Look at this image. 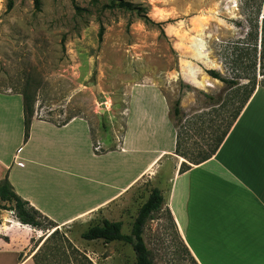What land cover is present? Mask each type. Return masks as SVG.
<instances>
[{
    "label": "rangeland",
    "instance_id": "rangeland-1",
    "mask_svg": "<svg viewBox=\"0 0 264 264\" xmlns=\"http://www.w3.org/2000/svg\"><path fill=\"white\" fill-rule=\"evenodd\" d=\"M119 1L40 0L36 8L34 0H0V99L8 97L0 104V111H6L5 117L0 116V145L4 147L6 137L11 138V164L16 150L25 144L23 103L18 95L24 88L34 97V118L55 125L74 118L86 120L94 137L92 153L99 156L89 161L107 170L108 182H115V173H120L125 183L149 161L145 154L138 161L132 151L122 153L118 131L127 128L130 146L157 152L175 146L174 131L162 120V105L150 94L146 99L155 119L150 128L139 131L136 102L139 93L148 89L140 87H154L168 101L186 166L214 150L253 83L264 89V0H121L141 8L140 12L112 6ZM144 15L156 24H147ZM209 70L239 85L230 88L215 81ZM206 79L209 87L197 84ZM177 100L180 114L175 116ZM97 132L105 137L94 151ZM83 149L72 150L67 160L87 161L89 153ZM27 150L19 155L28 168L33 163L26 160ZM122 161L123 167L118 164ZM159 166L162 173L157 172V177L162 180L156 183H162L158 188L166 194L173 164L165 157ZM13 168L27 170L16 164ZM83 170H73L76 177L60 173L59 180L45 184L57 203L49 207L65 214L68 208L87 202L88 191L98 185H91ZM151 190L146 181L141 182L121 215L113 210L112 219L123 222V234H130ZM0 213L14 216L13 211ZM92 226L38 230L6 219L0 224V240L25 241L33 257L41 251L39 264H136L129 244L84 240L82 234ZM143 237L155 264H195L165 211L147 223ZM70 244L80 253L75 259Z\"/></svg>",
    "mask_w": 264,
    "mask_h": 264
},
{
    "label": "crops",
    "instance_id": "crops-1",
    "mask_svg": "<svg viewBox=\"0 0 264 264\" xmlns=\"http://www.w3.org/2000/svg\"><path fill=\"white\" fill-rule=\"evenodd\" d=\"M140 88L151 90L138 95L139 131L145 130L146 126L150 128L155 119L150 101L146 99L150 94L162 105V120L171 125L175 146L170 151L160 152L136 144L130 146L127 128L122 133L118 131L122 153L132 151L138 161L145 154L149 161L126 183L119 179L123 177L120 173H115V182H108L107 170L91 164L97 162L89 161V158L99 159V156L92 153L94 137L89 123L82 118H74L63 126L34 118L28 141L16 150L13 164L8 157L11 138L6 137L8 143L4 147L0 145V181L7 178L16 194L56 223L58 229L72 224L100 225L103 220L121 221L112 219L115 216L113 210L120 211L121 215L129 201L127 198L141 182L146 181L151 189L158 188L162 184L156 183L157 172L162 173L159 164L169 157L173 169L168 180L170 187L166 194L162 192L164 209L171 212L176 232L196 263L264 264V89H256L208 160L200 164L188 163L181 171L187 161L176 154L178 135L170 119L169 103L154 87ZM7 98L0 99V104L8 102ZM5 114V110L0 111V116L5 117ZM103 137L105 134L100 132L95 135L98 146L94 151ZM83 147L89 153L88 158L85 157L87 161L71 164L67 160L69 153L72 150L85 152ZM24 150H27L26 160L33 163L28 168L19 155ZM123 162L118 164L123 167ZM14 164L27 170L15 171ZM73 170H83L86 180L98 186L88 191L83 206L59 213L49 207L50 203H57L52 197L53 190L47 189L45 184L59 180L60 173L76 177ZM159 180H162L161 176ZM12 214L13 218L9 215L7 218L0 213L1 222L6 219L18 221L14 212ZM8 238V241L0 240V264H35L25 241L18 244L15 238Z\"/></svg>",
    "mask_w": 264,
    "mask_h": 264
},
{
    "label": "trees",
    "instance_id": "trees-1",
    "mask_svg": "<svg viewBox=\"0 0 264 264\" xmlns=\"http://www.w3.org/2000/svg\"><path fill=\"white\" fill-rule=\"evenodd\" d=\"M11 4L9 6L10 8L12 6ZM34 5L36 8H40V0H34ZM112 6L115 8H119V9H123V10H127V11H138V12H140L142 10L139 7L133 6V4H131L129 2H124L121 0L118 3L113 2ZM143 17H144V20L147 24H153V25L156 24L147 15H144ZM157 25L160 26L161 24H157ZM99 35L102 36V31L100 32ZM207 73L211 78L225 83L230 88H234V87L239 85L238 81H236L234 79H227V78L223 77L216 70H209V71H207ZM257 86H258L257 83H253L251 85V89L249 90L246 98L244 99L241 108L239 109L237 114L234 116V120L232 121L230 127L239 117L241 111L243 110V108L245 107L247 102L250 100V98L252 97V95L256 91ZM18 94L22 95V97H23L24 140L26 143L28 141L29 136H30L31 124H32V120H33L34 115H35L34 114L35 100H34L33 95L31 93H29V91L26 88H24L23 91L18 93ZM174 114H175V116H178L180 114V100H177L175 103ZM68 122L69 121H66L63 124H58V126H63L65 124H67ZM227 132L219 140L217 146L214 148V150L209 155L202 157V159H200V160L191 161V163L200 164V163L208 160L210 158V156L212 154H214L216 148H218V146L222 143ZM176 154L181 156V157H184V158L186 157L185 154L179 153L178 142H177ZM185 166H186V164L182 165L181 171H184ZM2 203H5V205H2ZM164 204H165V202H164V196H163L162 191L159 188H153L149 194L148 199L139 208L138 214H137V216H136V218L132 224L130 234H123L122 233L123 222H121V221L114 222V221H110V220H103V222L100 225H94V226L90 227L86 232H84L82 234V238L86 241L101 240L106 244L116 242V241L129 244L132 246V248L136 254V264H155L153 257H152V253L149 250V248H148V246L144 240L143 234H144L147 223L154 219L155 214L160 213L162 211L166 212L168 218L170 219V222H171L173 228L174 229L176 228L172 214L168 209H164ZM0 210L13 211L15 214V217L18 219V221L22 225L30 226L34 229H38V230L48 229L47 226H50L51 228L58 227V225L56 223H54L48 217L43 215L40 211H38L37 209L32 207L28 201L23 200L19 195H17L16 192L14 191V188L12 187V185L10 184V182L8 181L7 178L0 181ZM0 224H1V220H0ZM44 224H46V225H44ZM56 232H58V229L53 233V235ZM65 241L69 242L66 238H65ZM185 249H186V247H185ZM71 250H72V252H71L72 256L75 259V256H78L80 253L72 245H71ZM187 252H188V250H187ZM39 253H41V251H39L33 257L35 264L40 263L39 259H38ZM189 255H190V253H189ZM41 256H43V255H41ZM68 257H70V256H68ZM191 258H192L193 262L195 264H197L192 256H191Z\"/></svg>",
    "mask_w": 264,
    "mask_h": 264
},
{
    "label": "bare ground",
    "instance_id": "bare-ground-1",
    "mask_svg": "<svg viewBox=\"0 0 264 264\" xmlns=\"http://www.w3.org/2000/svg\"><path fill=\"white\" fill-rule=\"evenodd\" d=\"M196 42H197V40H196ZM193 44H194V43H193ZM194 48H195V47H194ZM197 84L200 85V86L203 87V88L209 87L208 79L203 80V81H200V82H198Z\"/></svg>",
    "mask_w": 264,
    "mask_h": 264
},
{
    "label": "built area",
    "instance_id": "built-area-1",
    "mask_svg": "<svg viewBox=\"0 0 264 264\" xmlns=\"http://www.w3.org/2000/svg\"><path fill=\"white\" fill-rule=\"evenodd\" d=\"M20 166H22V164H20Z\"/></svg>",
    "mask_w": 264,
    "mask_h": 264
}]
</instances>
